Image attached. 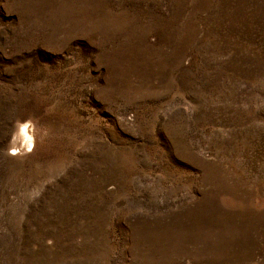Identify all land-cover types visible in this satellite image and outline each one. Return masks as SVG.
Here are the masks:
<instances>
[{
	"label": "rangeland",
	"instance_id": "rangeland-1",
	"mask_svg": "<svg viewBox=\"0 0 264 264\" xmlns=\"http://www.w3.org/2000/svg\"><path fill=\"white\" fill-rule=\"evenodd\" d=\"M0 264H264V0H0Z\"/></svg>",
	"mask_w": 264,
	"mask_h": 264
},
{
	"label": "bare ground",
	"instance_id": "bare-ground-1",
	"mask_svg": "<svg viewBox=\"0 0 264 264\" xmlns=\"http://www.w3.org/2000/svg\"><path fill=\"white\" fill-rule=\"evenodd\" d=\"M19 135L23 141V146L26 148L28 151L33 145L34 141V133H33V124L32 122L21 124L19 127ZM15 152H12L14 154Z\"/></svg>",
	"mask_w": 264,
	"mask_h": 264
}]
</instances>
